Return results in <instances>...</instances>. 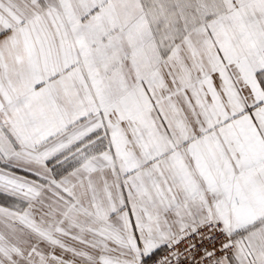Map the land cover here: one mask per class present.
<instances>
[{
    "label": "snow or ice",
    "instance_id": "snow-or-ice-1",
    "mask_svg": "<svg viewBox=\"0 0 264 264\" xmlns=\"http://www.w3.org/2000/svg\"><path fill=\"white\" fill-rule=\"evenodd\" d=\"M0 264H264V0H0Z\"/></svg>",
    "mask_w": 264,
    "mask_h": 264
}]
</instances>
